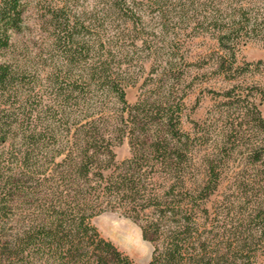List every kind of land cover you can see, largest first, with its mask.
<instances>
[{
    "label": "trees",
    "instance_id": "trees-1",
    "mask_svg": "<svg viewBox=\"0 0 264 264\" xmlns=\"http://www.w3.org/2000/svg\"><path fill=\"white\" fill-rule=\"evenodd\" d=\"M102 3V13L93 20L71 15L64 6L48 13L44 23L51 26L49 71L37 90L30 78L34 70L15 54L25 1L0 0V264H133L90 223L95 215L117 210L142 219L143 237L156 243L147 264H202L206 255L204 264L210 257L218 262L219 252L199 243L197 215H207L205 201L221 183V152H227V141L233 143L229 152L244 156L246 167L264 181V88L255 86V95L234 96L236 122L223 131L222 147L206 157L205 174L197 179L189 176L192 140L180 125L181 100L142 93L128 103L129 60L123 59L127 53L115 40L122 25L133 42L147 46L151 72L163 83L162 76L173 74L176 61L169 53L160 59L163 48L151 36L156 30L166 36L167 23L185 21L206 8L202 22L212 27L217 71L235 78L251 72V63L240 64L238 52L244 41L264 39V5L253 11L244 0L229 7L221 6L223 0ZM98 17L101 26L112 19L116 32L107 34L104 27L94 32ZM173 38L167 39L168 47L178 49ZM107 100H114V108H106ZM243 124L254 139L244 142L241 151L235 141L246 135ZM124 138L130 156L117 161L114 147ZM245 175L233 173V192L248 183ZM260 180L251 218L264 228ZM241 197L246 198V192ZM237 247L244 251L240 239Z\"/></svg>",
    "mask_w": 264,
    "mask_h": 264
},
{
    "label": "rangeland",
    "instance_id": "rangeland-1",
    "mask_svg": "<svg viewBox=\"0 0 264 264\" xmlns=\"http://www.w3.org/2000/svg\"><path fill=\"white\" fill-rule=\"evenodd\" d=\"M24 1L26 8L24 22L22 30L15 36L17 37L15 54L34 70L32 74L34 77L30 78L37 82L36 89L38 90L41 89L40 84L45 82L46 72L49 71L51 26L44 23L48 13L52 9L64 6L71 15L74 14L82 20L88 18L93 20L100 12L102 13L103 3L102 0ZM173 1L177 2V0ZM234 1L223 0L221 6H233ZM236 1L239 2V0ZM244 1H247L248 7H252L253 11L261 10L264 5V0ZM205 11H207L206 8L199 11L196 16L182 22L167 23L166 36L157 34V30L155 31L154 28L156 36L152 35L151 37L154 38L158 47L163 48L160 59H166L169 53L177 65L173 74L162 76L166 79L163 83L157 81L160 76L151 72L152 62L149 57V48L142 46L139 41L133 42L127 31L122 29V25L117 30L116 23L111 24L112 19H109L101 26L102 24L98 25L100 20L98 17V21L94 20L95 24L92 28L94 32H102L104 27L103 31L110 35L116 30L122 31L115 41L118 45L122 44V49L127 53L123 59L129 60L127 66L125 64L122 66V69L125 66L128 69L125 75V80L128 82L125 87L128 103L136 102L142 93L151 97L157 94H169L174 101L181 100L183 105L180 110V125L184 132L190 134L192 140L189 146L192 151L191 163L193 167L189 176H195L197 179H201L205 174L206 157L212 156L217 151L215 147L218 145L222 147L220 141L223 131L228 129L232 122H236L237 112L234 111V107L232 108V103L235 101L234 96H243L246 93L254 94L257 92L255 86L264 88V39H248L239 47L238 61L240 64L244 61L250 62L251 72L240 74L235 78L226 77L217 71L215 62L218 48L211 36L212 27H209L207 22H202L203 14H206ZM144 20L146 22L151 20L147 10ZM172 37L175 38L174 44L178 43L175 45L179 46L178 49L168 47L167 39L171 40ZM5 58L7 57L5 56ZM258 61L260 62L257 63ZM156 65L158 64L155 63L153 69L156 68ZM133 81H135L134 84H132ZM232 88L233 91L230 95L224 94ZM37 90L31 95L35 96ZM48 92V90L44 92L45 95ZM34 98L37 99L32 97L31 100ZM112 101L114 100H107L106 108H114ZM261 110L264 116V106L261 107ZM235 126L237 128L236 123ZM247 128L248 125L243 124L242 129L246 135L235 141L236 147L238 146L241 151H244L243 144L249 139H254L252 135H249L250 132L247 131ZM232 144L227 141L224 145L227 152H221L223 158L221 183L205 201L207 215L198 212L199 243L204 244L207 251L219 252L221 255L218 262L210 257L209 264H264V228L257 225V222L251 218L256 214L252 212L254 208L252 201L255 195L260 192L257 179H261L262 183L264 181L262 177H254L255 171L246 167L245 161L242 160L244 156L240 157L235 151L229 152L233 149ZM114 152L117 161L130 156L127 138L114 147ZM242 171L246 173L245 177H249L248 183L241 192H233L230 178L233 173H242ZM244 192H246V198L241 197L240 201L238 196L243 195ZM227 199L230 203H227ZM90 223L96 227L103 238L110 240L119 251L127 255L133 264L149 262L156 243L143 237L142 219L133 218L124 211L117 210L104 211L95 215L90 219ZM239 239L245 245L244 251H240L237 247ZM197 253L196 251L195 254ZM201 255L203 254L199 256ZM205 259H207V255ZM205 259L203 258L200 262L206 263Z\"/></svg>",
    "mask_w": 264,
    "mask_h": 264
}]
</instances>
